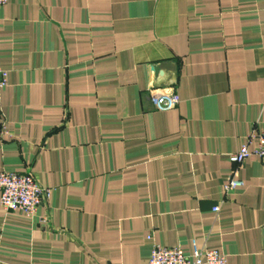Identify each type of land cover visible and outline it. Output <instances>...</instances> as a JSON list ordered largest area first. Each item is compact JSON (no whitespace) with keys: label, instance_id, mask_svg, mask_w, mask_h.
I'll use <instances>...</instances> for the list:
<instances>
[{"label":"crops","instance_id":"1","mask_svg":"<svg viewBox=\"0 0 264 264\" xmlns=\"http://www.w3.org/2000/svg\"><path fill=\"white\" fill-rule=\"evenodd\" d=\"M0 66V170L51 188L33 215L0 204V264H141L192 240L264 264V157L223 186L264 129V0H8Z\"/></svg>","mask_w":264,"mask_h":264},{"label":"built area","instance_id":"2","mask_svg":"<svg viewBox=\"0 0 264 264\" xmlns=\"http://www.w3.org/2000/svg\"><path fill=\"white\" fill-rule=\"evenodd\" d=\"M8 0H0V7ZM7 81V70L0 66V91ZM149 99L158 109H169L178 102L177 93L171 87H152L148 90ZM7 132L5 122L0 120V134ZM250 155L264 157V129L252 128L246 139L233 152L228 154L231 162L236 166L224 183V190L229 191L243 180L238 176L239 165ZM51 192L50 187L42 186L37 179L28 172L0 170V204L6 210H17L27 215L35 214L38 206ZM214 210L218 205L213 206ZM141 264H227L223 252L204 245L198 246L192 240V251L186 254L179 246L153 243L149 257Z\"/></svg>","mask_w":264,"mask_h":264}]
</instances>
